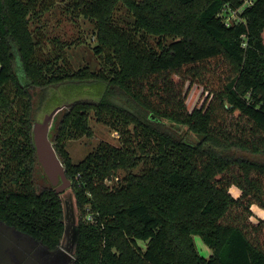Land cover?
Returning a JSON list of instances; mask_svg holds the SVG:
<instances>
[{"label":"trees","instance_id":"16d2710c","mask_svg":"<svg viewBox=\"0 0 264 264\" xmlns=\"http://www.w3.org/2000/svg\"><path fill=\"white\" fill-rule=\"evenodd\" d=\"M57 4L0 0V218L60 244L64 200L38 161L28 88L100 79L107 86L98 100L69 103L51 125L78 210L76 264H264V217L251 219L253 204L264 208V161L228 152H264V0ZM55 7L91 21L101 69L68 68L66 43L47 35ZM146 35L159 36V47ZM91 110L121 124L126 141L101 143L75 162L67 141L92 135ZM121 167L124 182L107 185ZM37 175L48 181L39 188Z\"/></svg>","mask_w":264,"mask_h":264},{"label":"rangeland","instance_id":"374dc122","mask_svg":"<svg viewBox=\"0 0 264 264\" xmlns=\"http://www.w3.org/2000/svg\"><path fill=\"white\" fill-rule=\"evenodd\" d=\"M66 0H58V4ZM121 16L131 19L130 15L127 14L126 10L122 7L119 9ZM237 10L231 11L228 16L232 20L234 14ZM50 18L49 30L47 35H57L64 43V56L65 63L70 68V70H76L85 65H89L90 68L101 69L104 62L102 58L94 52V45L97 43L93 32V26L89 19L83 16H77L76 20L68 18L65 12H60L57 7L50 13L47 14ZM123 20V19H121ZM228 20V21H230ZM128 25L130 22H123ZM159 36L149 37L146 35L145 40L147 43L153 44L155 48L159 47L157 43ZM50 47V43L47 44ZM19 70V69H18ZM22 74V73H21ZM23 79V78H22ZM107 83L106 81L100 79H67L60 82L50 83L47 85H42L39 87L28 88L29 96L33 100V134H37L42 128H48L49 141L54 146L52 139V129L54 119H60L63 115L68 104L75 100H98L106 91ZM122 101L123 98L120 97ZM124 101V100H123ZM90 124L93 129L92 135L81 134L80 136L70 138L67 141L66 148L71 154L73 160L78 162L82 160L89 152L95 151L101 143H109L111 145H123L126 141V134H122L120 129L116 127H121V124L117 125L114 122H106L105 120H100L95 114V110L90 111ZM165 122L181 133H185V129L180 124H175L165 120ZM133 124L129 126L131 130ZM188 138L195 140V135L187 134ZM55 148V146H54ZM56 151V148H55ZM229 153L235 155H241L250 157L253 159H259L264 161V152L253 153L243 149H231L228 150ZM57 153V151H56ZM38 154V153H37ZM59 160L65 168L62 159L57 153ZM42 168L43 165L39 160ZM146 166V163L142 162L140 165L132 167L134 171H141ZM44 170V169H43ZM129 169L121 167L115 173H113L109 178L105 179L107 185L113 187L118 186L124 182V177L128 174ZM45 172V171H44ZM42 173V172H41ZM47 175V174H46ZM48 181L51 182L53 186H56L51 178L47 175ZM47 180V179H46ZM45 178L43 179L40 175H37L35 187L39 188L43 183L48 182ZM232 192L237 195L240 189L237 186H232ZM62 198L67 210L73 211L76 215L78 210L75 204V198L73 196L72 188L69 186L65 190L61 191ZM71 206L73 209L71 210ZM254 214L251 219L255 221H260L264 217V208L257 204H253ZM88 211L87 217L91 221V208L88 206L86 208ZM78 220V219H77ZM78 222V221H77ZM195 242L201 254L204 256H209L212 253V248L203 240L200 235H195Z\"/></svg>","mask_w":264,"mask_h":264},{"label":"water","instance_id":"95a60500","mask_svg":"<svg viewBox=\"0 0 264 264\" xmlns=\"http://www.w3.org/2000/svg\"><path fill=\"white\" fill-rule=\"evenodd\" d=\"M34 140L37 148L38 157L43 165V169L45 173L51 178V180L57 183L55 189L58 193H61V191L71 186V180L67 176L65 168L62 165L61 161L59 160L54 146L49 141L48 128L47 127L42 128L37 134L34 133ZM71 207L72 210L73 206ZM64 209H65V218H66L65 233H67L69 229L68 220L70 219V217L65 204H64ZM71 217H73L74 236H75V240L77 241L78 225H77L76 215L73 211H71ZM18 236L21 237L27 236L30 238L33 237L30 234L21 231L16 226L9 224L0 218V262H4L5 264L14 263L11 257L8 254H6V249L13 247L15 244H17ZM18 247L19 245H17V248Z\"/></svg>","mask_w":264,"mask_h":264},{"label":"flooded vegetation","instance_id":"af4514ba","mask_svg":"<svg viewBox=\"0 0 264 264\" xmlns=\"http://www.w3.org/2000/svg\"><path fill=\"white\" fill-rule=\"evenodd\" d=\"M68 213L70 217L68 220V232H64L60 244L55 247L46 244L31 233L20 229L33 236V239L27 236H18L17 239L20 241H17V244L13 247L6 249V254L14 261L13 264H76L74 221L73 217H71L70 210H68ZM17 245H19L18 248ZM0 264L5 263L0 262Z\"/></svg>","mask_w":264,"mask_h":264},{"label":"built area","instance_id":"2783aa9c","mask_svg":"<svg viewBox=\"0 0 264 264\" xmlns=\"http://www.w3.org/2000/svg\"><path fill=\"white\" fill-rule=\"evenodd\" d=\"M248 2H251V0H247Z\"/></svg>","mask_w":264,"mask_h":264}]
</instances>
